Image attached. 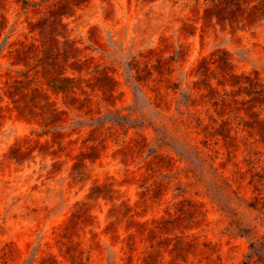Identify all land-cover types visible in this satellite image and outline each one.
Instances as JSON below:
<instances>
[{
  "label": "rangeland",
  "instance_id": "1",
  "mask_svg": "<svg viewBox=\"0 0 264 264\" xmlns=\"http://www.w3.org/2000/svg\"><path fill=\"white\" fill-rule=\"evenodd\" d=\"M24 2L0 0V264H259L264 0ZM116 108L137 128L76 123Z\"/></svg>",
  "mask_w": 264,
  "mask_h": 264
},
{
  "label": "trees",
  "instance_id": "2",
  "mask_svg": "<svg viewBox=\"0 0 264 264\" xmlns=\"http://www.w3.org/2000/svg\"><path fill=\"white\" fill-rule=\"evenodd\" d=\"M29 0H25L23 7H27L29 5ZM117 69H114L113 72H115V74H117L116 71ZM132 70V68H131ZM106 76L108 78H111L110 75L108 73H106ZM111 111V115L110 113L108 114H104L102 116H98V117H91V120L88 121L87 123H82L80 121L76 122L78 125L80 126H88V127H92L94 125H98L101 123H111L113 125H118L121 127H126L127 133L130 129H136L137 125H134L132 122L135 120L134 118L131 117V115L124 113V109H118L116 108V110H110ZM144 127V125H142ZM252 206V205H251ZM238 223V221H236ZM239 224V223H238ZM239 225H237L238 227ZM247 232V231H244ZM250 249L251 252L247 255V257H249L251 260H254L256 263L259 264H264V237H257L254 236L253 240L251 241L250 244ZM262 251V254H259L258 252L260 250Z\"/></svg>",
  "mask_w": 264,
  "mask_h": 264
}]
</instances>
